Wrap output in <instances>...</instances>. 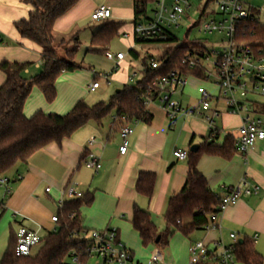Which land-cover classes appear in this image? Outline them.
I'll list each match as a JSON object with an SVG mask.
<instances>
[{"label": "crops", "instance_id": "crops-1", "mask_svg": "<svg viewBox=\"0 0 264 264\" xmlns=\"http://www.w3.org/2000/svg\"><path fill=\"white\" fill-rule=\"evenodd\" d=\"M100 4L101 7L110 9L112 17L109 22L122 24L121 36L129 34L128 38H124L129 51L134 49L139 53L133 35V0H80L55 22L53 33L56 40L65 41L74 37L75 43L79 44L78 34L83 22L91 18ZM32 11L33 8L21 0H0V36L5 40L0 44V64L3 61L30 64L25 72L28 78L40 74L42 50L30 41L23 40L15 23L28 19ZM122 11L128 14L125 19L120 16ZM97 25L99 28L92 33V37L103 23ZM94 48L99 51L104 49L105 52L109 50L105 49L107 47ZM55 49L57 51L58 48ZM116 68L112 71L115 74L111 76V80L122 86L129 85L131 75L128 72L132 68V62L125 57ZM120 68L127 74L124 79L120 78ZM78 71L65 72L60 76L55 86L57 96L51 104L46 102L41 90L34 87L26 101L24 115L31 118L36 113L43 112L63 116L77 102L82 100L87 103L91 93L89 87L94 81L90 82L89 73L84 77ZM134 72L141 78L139 71ZM5 80V74L0 70V88ZM209 82L189 77L187 85L178 91L174 99L183 109L188 110L199 105L202 91L209 93L212 109L222 113L221 118L216 121L220 134L214 141H209V128L202 118L180 115L176 123L171 125L159 103L147 106V111L153 116L151 124L136 120H116L117 113L114 111L102 124L88 123L61 145H48L35 153L26 165H19L12 170V180L7 177L15 183L11 195L4 197L0 188V203L4 207V214L0 219V237L7 239L13 225L33 230L41 228L43 234L54 231L57 224L52 222V217L59 215L60 202L70 201L66 189L73 186L77 192L92 196V202L81 208V225L84 230L104 231L114 228L119 240L131 251L137 264H141L139 260L143 259L150 264L156 253L160 255V261L155 264H164V252L153 246L145 247L139 233L133 228L135 209L149 213L159 232H165L167 225L164 217L168 202L182 191L189 171L188 160H177L176 152L181 150L189 153L194 145L199 146L200 152L207 142L213 147L223 148L228 138L235 141L239 137L242 125L240 116L227 111L215 83ZM100 89L101 85L97 91ZM124 126L130 127L133 134L128 138L126 154L121 155L120 130ZM89 153L100 159L102 168L98 173L87 169L83 164ZM227 155L229 157L201 153L198 161L197 169L216 197L221 198L223 188L239 185L243 178L251 186H258L260 191L257 195L244 196L236 206L221 214L217 222L219 230L202 229L189 237L174 233L167 248L170 250V257L175 253L179 254L183 264H191L190 248L195 242L202 241L214 251L218 242L226 247L233 244L230 234L237 236L238 243L249 241L262 256L264 264V140L258 142L247 156L235 152ZM142 173L154 174L156 177L151 198L140 195L136 190ZM47 189H50L49 193L46 192Z\"/></svg>", "mask_w": 264, "mask_h": 264}, {"label": "trees", "instance_id": "trees-1", "mask_svg": "<svg viewBox=\"0 0 264 264\" xmlns=\"http://www.w3.org/2000/svg\"><path fill=\"white\" fill-rule=\"evenodd\" d=\"M33 8L28 19L15 23V28L23 40L30 41L42 50V70L35 77H26L25 72L30 64L3 61L0 70L5 74V83L0 88V177H7L15 167L26 165L28 160L38 151L50 144L61 145L64 140L85 127L90 122L102 124L114 111L116 120H136L151 124L153 116L147 111L142 96L147 93L153 82L182 69V60L187 53L204 52L203 47L177 46L167 49L161 57L146 54L142 58L141 78L133 85H126L108 103L101 102L89 106L79 101L66 115L44 114L38 112L31 118L24 115V107L34 87L41 90L47 103L55 101L56 82L65 73L82 69L79 64L61 58L55 49L56 38L53 33L55 22L77 5L80 0H21ZM158 0H133V28L139 22L150 18L155 11ZM151 13V14H152ZM122 24L106 21L92 37L93 47H107L110 42L121 36ZM167 42L143 41L142 43H174V35ZM239 37L248 41L255 50L264 53V25L256 21H246L239 27ZM5 40L0 36V44ZM97 53L103 50H92ZM107 52V51H106ZM105 52V53H106ZM130 55L140 58L136 50ZM160 64V68L152 70L151 60ZM185 73L198 80H204V70H187ZM237 154L234 139L228 138L223 148L213 147L205 143L198 153L188 154L189 171L182 191L171 197L165 213L167 229L159 232L151 215L138 208L134 211L133 228L139 233L145 247L153 246L164 251L174 233L189 237L193 232L202 230L209 223L210 216L215 213L219 198L209 189L205 178L197 169L201 153L212 156L229 157ZM154 174H140L136 190L147 198H151L155 186ZM92 202V196L82 194L81 198L65 202L58 215L57 228L44 234L39 250L35 255L16 256L17 233L11 230L10 247L0 260V264H66L75 253L81 257L82 264H89L86 253V242L81 240V208ZM3 210V204L0 203ZM2 216L0 217V219ZM159 243L156 244L157 238ZM235 256L239 264H263V258L247 240L236 245ZM72 264V263H71ZM200 264H209L201 262Z\"/></svg>", "mask_w": 264, "mask_h": 264}, {"label": "built area", "instance_id": "built-area-1", "mask_svg": "<svg viewBox=\"0 0 264 264\" xmlns=\"http://www.w3.org/2000/svg\"><path fill=\"white\" fill-rule=\"evenodd\" d=\"M201 2L200 8L203 16L214 15L205 22L201 32L206 35H223L228 44L223 51L217 53L206 47V51L187 53L182 60V69L170 72L168 75L153 82L142 96L145 106L159 103L171 125H174L180 115L202 118L209 128V141H214L219 136L220 131L216 121L222 116L218 110L212 109L211 97L207 91H202L200 103L192 109H183L174 99L179 90L188 83V76L185 71L204 70L205 82L211 81V76L215 74V85L220 91L227 111L235 116H240L242 125L239 130V137L235 139L237 154L247 156L254 150L258 142L264 140V102L252 100L253 97L264 98V53L255 50L248 42L239 37V27L243 22L256 21L262 15L261 9L255 7L249 0H198ZM211 6L215 11L209 10ZM193 8L192 0H158L155 11L148 20L139 22L133 28L134 39L137 42L160 41L167 42L172 34V29L179 28L181 22ZM112 13L105 6L97 8L91 14V21L94 23H104L110 20ZM123 38H128L129 34H123ZM202 47V46H200ZM215 57V62L211 59ZM108 61L119 64L125 59V54L106 52ZM117 66V65H116ZM152 70L160 68V64L154 59L151 60ZM212 69L209 72L208 69ZM117 69V68H116ZM139 74L134 72L128 79V84H135ZM106 82L110 81V75L102 74L97 76ZM100 88V83L95 80L89 87L91 93ZM126 118H123L125 121ZM133 134V130L124 126L120 130L122 145L119 149L121 155H125L128 148V138ZM188 152L177 151L175 157L179 161L188 159ZM84 166L98 173L101 162L98 156L93 153L87 154L83 160ZM20 180L21 177H18ZM12 182L7 177H0V188L4 197L12 193ZM224 194L219 198V204L215 208V213L210 216L209 223L204 230H219L218 218L229 208L236 206L244 196L257 195L260 191L258 186H251L246 178H243L239 185L223 188ZM47 193L50 189L46 190ZM66 195L70 200L81 198L82 194L77 192L73 186L66 189ZM65 202H60L62 208ZM0 208V217L3 216ZM16 216V214H15ZM52 222L57 224L58 216L52 217ZM44 234L41 228L29 229L20 225L17 230L16 256H30L33 248L40 246ZM86 242V253L89 261L96 260L95 264H137L133 254L119 240L117 230L109 228L104 231H84L80 236ZM233 244L229 247L222 242L216 244L214 251L202 242H195L190 248V263L200 264H237L235 251L238 238L235 234H230ZM72 264H82L81 257L75 253L71 254ZM160 261V255L156 253L150 260V264Z\"/></svg>", "mask_w": 264, "mask_h": 264}, {"label": "rangeland", "instance_id": "rangeland-1", "mask_svg": "<svg viewBox=\"0 0 264 264\" xmlns=\"http://www.w3.org/2000/svg\"><path fill=\"white\" fill-rule=\"evenodd\" d=\"M101 1V0H100ZM255 7L261 9L262 15L259 18V23L264 25V0H249ZM193 2V8L190 12L187 13V16L184 18V20L181 22V26L179 28H173L172 34L177 39V42H170V43H142L138 44V51L140 54V58L136 59L133 58L132 55L129 53V49L127 47L126 41L124 40L123 36H119L114 38L110 44L105 49H109L108 51L117 54L119 51L123 52L125 56L127 57V61L132 62V68L129 70L128 75H132L133 71H139L142 72L143 64H142V58L145 56L146 52L150 53L156 57H161L164 52L169 48H175L177 46H188V47H206L210 50H213L217 53H220L223 51V48L228 44L226 38L223 35L220 34H213V35H206L201 32V28L207 20H209L212 17H218L214 15L203 16L200 14V5L201 2L198 0H192ZM101 7V4L98 8ZM215 11L216 14V8L214 6H211L209 10ZM150 15H152V11L149 12ZM127 12L122 11L120 16L122 19H125ZM99 26L97 23H94L91 21V18L88 20H85L83 22L82 27L80 28L79 35V44L75 43V38H68L65 41L57 40L55 46L57 49V54L61 58H65L69 60L70 62H74L76 64H79L82 69H80L78 72L83 73L84 77L87 76L86 74H90V82H93L95 80H98L101 89L97 91L96 93H90V96L86 100L89 105H96L101 102L108 103L116 94L117 91H121L124 86L121 84H117L116 82H113L111 80V76L114 75L112 71L116 68V63L110 62L105 57V52L97 53L92 50L95 48L91 44L92 40V33H94ZM245 42H248L246 40H243ZM55 47V48H56ZM215 57L213 56L211 59V62H215ZM121 72L120 78L124 79L127 74L125 71H123L121 68L119 69ZM209 72H212V69H208ZM113 73V74H112ZM102 74L110 75V81L109 83L104 81L101 78L96 77L100 76ZM90 77V76H89ZM140 76H138V79L135 80L138 81ZM216 77L215 74L211 76V82H215ZM210 83V82H209ZM202 85H200L201 87ZM205 86V85H204ZM252 100L258 101V102H264V98L261 97H253ZM196 103V102H195ZM12 174H8V178L12 180ZM12 188L15 186V183H12ZM0 191V195H1ZM15 233H17L18 227L13 225L12 229ZM10 239H11V231L8 234L7 239L5 237H0V260L4 257L5 253L7 252L8 248L10 247ZM195 241V240H194ZM40 246H37L33 248L32 255H35L37 251L39 250ZM164 255H165V262L164 264H183L182 260L179 256V254L175 253L170 257V250L168 248L164 249ZM137 262V260H135ZM141 264H147V260H139ZM96 260H90L89 264H95ZM66 264H71V259H66ZM239 264V263H237Z\"/></svg>", "mask_w": 264, "mask_h": 264}, {"label": "water", "instance_id": "water-1", "mask_svg": "<svg viewBox=\"0 0 264 264\" xmlns=\"http://www.w3.org/2000/svg\"><path fill=\"white\" fill-rule=\"evenodd\" d=\"M118 93H120V91H117V94ZM198 151H199V146H197V145L192 146L190 149L191 153H197ZM159 240H160V237L157 238L156 244L159 243ZM240 243H242V241H240Z\"/></svg>", "mask_w": 264, "mask_h": 264}]
</instances>
